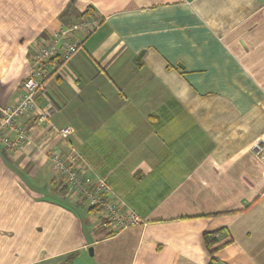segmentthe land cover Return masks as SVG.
<instances>
[{
    "label": "crops",
    "instance_id": "0c3cea01",
    "mask_svg": "<svg viewBox=\"0 0 264 264\" xmlns=\"http://www.w3.org/2000/svg\"><path fill=\"white\" fill-rule=\"evenodd\" d=\"M89 11L99 27L38 98L50 128L0 143V264H264V0H0V118L34 45ZM54 151L143 224L89 211Z\"/></svg>",
    "mask_w": 264,
    "mask_h": 264
},
{
    "label": "built area",
    "instance_id": "2783aa9c",
    "mask_svg": "<svg viewBox=\"0 0 264 264\" xmlns=\"http://www.w3.org/2000/svg\"><path fill=\"white\" fill-rule=\"evenodd\" d=\"M101 18L96 14H86L71 26L63 25L50 37L34 45L30 54V72L21 86L16 103L2 110L0 118V143L8 151L21 149L30 139L32 127L26 123L50 128L52 108L40 106L38 98H46L47 83L53 77V69L59 70L82 47L84 37L91 35L99 27ZM66 139L69 128L56 130ZM254 153L264 165V143L254 147ZM53 171L73 197L91 212L101 215L115 230L142 225L140 218L128 209L123 201L116 197L106 179L91 174L85 165H81L66 156L62 151L50 153Z\"/></svg>",
    "mask_w": 264,
    "mask_h": 264
},
{
    "label": "trees",
    "instance_id": "16d2710c",
    "mask_svg": "<svg viewBox=\"0 0 264 264\" xmlns=\"http://www.w3.org/2000/svg\"><path fill=\"white\" fill-rule=\"evenodd\" d=\"M90 13V11L89 12H87V13H85L84 15H86V14H89Z\"/></svg>",
    "mask_w": 264,
    "mask_h": 264
},
{
    "label": "water",
    "instance_id": "95a60500",
    "mask_svg": "<svg viewBox=\"0 0 264 264\" xmlns=\"http://www.w3.org/2000/svg\"><path fill=\"white\" fill-rule=\"evenodd\" d=\"M91 254H92V250H90Z\"/></svg>",
    "mask_w": 264,
    "mask_h": 264
},
{
    "label": "rangeland",
    "instance_id": "374dc122",
    "mask_svg": "<svg viewBox=\"0 0 264 264\" xmlns=\"http://www.w3.org/2000/svg\"><path fill=\"white\" fill-rule=\"evenodd\" d=\"M50 133V132H49ZM64 187V186H63ZM65 189V188H64Z\"/></svg>",
    "mask_w": 264,
    "mask_h": 264
}]
</instances>
